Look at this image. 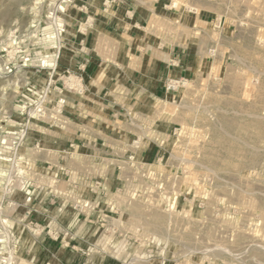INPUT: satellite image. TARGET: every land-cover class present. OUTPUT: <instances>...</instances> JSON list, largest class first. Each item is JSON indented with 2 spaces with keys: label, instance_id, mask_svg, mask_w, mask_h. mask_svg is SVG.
Masks as SVG:
<instances>
[{
  "label": "rangeland",
  "instance_id": "374dc122",
  "mask_svg": "<svg viewBox=\"0 0 264 264\" xmlns=\"http://www.w3.org/2000/svg\"><path fill=\"white\" fill-rule=\"evenodd\" d=\"M167 2L151 29L178 22L208 55L201 74L167 80L134 151L94 174L52 164L34 137L83 92L54 74L80 0H0V264H264V0ZM37 103L45 116L29 119Z\"/></svg>",
  "mask_w": 264,
  "mask_h": 264
},
{
  "label": "crops",
  "instance_id": "0c3cea01",
  "mask_svg": "<svg viewBox=\"0 0 264 264\" xmlns=\"http://www.w3.org/2000/svg\"><path fill=\"white\" fill-rule=\"evenodd\" d=\"M167 3L80 0L72 34L75 39L54 74L78 76L83 92L65 94L63 117L57 128L34 125L37 147H42V154L51 158L52 164L59 163L60 155H67L65 159L77 158L81 166L85 164L81 170L97 174L102 168L97 162L108 155L107 173L111 174L118 159L134 151L129 138H139V132L145 136L149 116L141 109L170 93L165 91L166 81L201 74V64L208 55L200 44L193 47L188 44L191 40L183 41L186 31L178 22H174L173 31L156 33L151 29L166 26L164 17L170 10ZM178 19L181 21V17ZM187 29L192 36L193 29ZM157 121L160 119L153 122ZM45 139L52 143L44 144Z\"/></svg>",
  "mask_w": 264,
  "mask_h": 264
},
{
  "label": "built area",
  "instance_id": "2783aa9c",
  "mask_svg": "<svg viewBox=\"0 0 264 264\" xmlns=\"http://www.w3.org/2000/svg\"><path fill=\"white\" fill-rule=\"evenodd\" d=\"M69 74V73H67ZM179 83H183V80H179V81H176ZM81 81H78L76 80V85H73V87L76 89L78 88L79 89V86H81ZM172 84V80H169V83L167 82V85H166V90H174L175 88H177L178 86L174 87L171 85ZM45 116V111H44V108H42L41 106V103H37L34 108L32 110H30L29 112V115L27 116L29 119H33V118H36V119H39V118H42ZM161 182L159 183V188L161 186ZM86 185L88 187H90V191L92 193H99L101 191V193L103 192L102 190L104 189L103 187V184L101 181H90L88 183H86ZM169 198H170V195H169ZM169 203H170V200H169ZM86 205H84L83 207H85Z\"/></svg>",
  "mask_w": 264,
  "mask_h": 264
},
{
  "label": "bare ground",
  "instance_id": "6f19581e",
  "mask_svg": "<svg viewBox=\"0 0 264 264\" xmlns=\"http://www.w3.org/2000/svg\"><path fill=\"white\" fill-rule=\"evenodd\" d=\"M54 19H56V18H53V20H52V23L54 22V23H56V20H54ZM60 20V19H59ZM68 83L70 84V86H72V85H76V81H74L72 78H70L69 80H68ZM180 84V83H179ZM178 84V82H176L175 80H172V86H174V87H176L177 85H179ZM177 89V88H176ZM10 262H11V260H10Z\"/></svg>",
  "mask_w": 264,
  "mask_h": 264
}]
</instances>
